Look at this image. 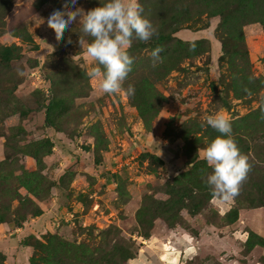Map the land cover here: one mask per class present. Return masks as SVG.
Masks as SVG:
<instances>
[{
	"label": "rangeland",
	"instance_id": "374dc122",
	"mask_svg": "<svg viewBox=\"0 0 264 264\" xmlns=\"http://www.w3.org/2000/svg\"><path fill=\"white\" fill-rule=\"evenodd\" d=\"M196 1L139 0L142 15L151 21L155 34L164 9L174 3L181 10L187 7L192 21L173 37L185 44L206 40L211 51L181 62L178 46L171 45L172 48H161V59L154 64L150 42L134 38L127 50L133 59L132 70L122 84L123 89L134 87L131 96L123 91L102 93L99 78L89 77V70L98 65L86 51L92 38L81 31L78 23L56 40L54 30L47 26V17L54 8L62 6L63 0H26L19 22L15 21L14 10L22 0H14L7 14L0 13V49L15 45L21 50L20 57L9 65L0 63V164L9 163L10 185L22 198L42 203L21 184H28L27 188L41 196L39 199L47 205L48 220L56 221L51 226L60 227V234H50L69 243L104 245L106 237L81 230L95 226L113 238H133L135 231L140 230L136 225L138 211L155 210L166 204L173 179L186 173L194 156V151L178 137L184 132L182 129L199 125L205 129L206 117L217 112L236 122L264 103V88L250 96L240 91L243 97H235L229 87L230 69L218 62L221 44L215 32L223 19L199 16ZM98 6L100 0H78L77 5L85 12ZM228 15L231 29L238 27L244 37L249 71L254 78L264 80V22L247 23L244 15H236L235 19ZM206 24L209 28L199 31ZM27 34L32 42L26 41ZM168 59L175 68L167 72ZM38 74L43 82L37 79ZM222 75L226 78L224 84ZM201 135L204 136L201 133L198 137ZM260 136L243 137L244 145L253 149L246 154L251 165L247 178L241 183L237 198H232L234 207L241 210L264 203V140ZM202 140L206 148L209 140ZM41 144L45 145L41 153L49 152L51 145V154L36 161L30 154ZM203 150L197 149L196 153L201 157ZM153 152L163 160V166L143 162L141 156ZM26 175H34L35 182L16 180ZM60 192L69 197L66 204L55 200L62 196ZM212 201L196 217L189 216L186 210L176 214L178 226L193 233L192 220L197 217L214 224L231 221V217L220 218ZM23 213L20 200H14L13 220L19 223L24 219ZM152 217L155 224H163L155 215ZM25 222H20L21 227ZM68 222L72 225L69 228ZM149 222L150 218L145 219L146 229ZM118 243H122L119 238Z\"/></svg>",
	"mask_w": 264,
	"mask_h": 264
},
{
	"label": "trees",
	"instance_id": "16d2710c",
	"mask_svg": "<svg viewBox=\"0 0 264 264\" xmlns=\"http://www.w3.org/2000/svg\"><path fill=\"white\" fill-rule=\"evenodd\" d=\"M13 1L14 0H0L1 15L7 14L11 10ZM163 3L168 5L165 1H163ZM195 3L198 6L199 16L205 14L209 18L221 17L223 19L222 23L217 27L215 32V37L221 44V55L218 62L221 67H223V65H227L230 69L231 74L228 76V79L232 78V83L229 87L234 91L235 97L237 99H241L243 97V93L250 96L263 89L264 80L254 78L249 71L250 60L244 43V37L241 34V31H238V27L236 30L231 29L230 15L228 14H232V18L234 16V19L236 18V15H244L243 19H245L247 23L251 20L260 23L264 22V0H197ZM163 7L168 6H161V8ZM186 8L187 7L181 10L180 7L174 3L170 6V8L164 9V18H160L161 23L157 28L159 31L149 40L150 43L148 45L149 47H153V49L167 47L172 48L171 45H177L178 51L181 52L179 58V61L181 60V62L189 57H200L204 54H209L211 51L210 44L206 40H199L191 44H185L173 37V34L183 30L184 25L189 24L192 21V18L190 19L188 16L190 12ZM248 15H250L251 18H246ZM167 21L170 22L168 23ZM201 27L202 28H200L199 31L209 28V25L206 24ZM26 41L32 42L31 36L28 34ZM142 48H144V46ZM35 49L37 50L38 48ZM20 52V48L15 45L2 47L0 49V63L5 66L9 65L13 60L20 57ZM167 61H169V59L165 62V69L168 72L175 67L170 65V62L168 63ZM221 79L224 84L226 78L222 75ZM224 89L226 90L227 88ZM240 91L244 92L240 94ZM259 128L261 129L260 131H258ZM182 130H184V132L178 137L185 141L186 148L189 149L190 147L191 151H194V156L187 164L186 173L180 174L173 179V182L169 186V190H167L166 193L169 198L166 204H160V206L158 205L155 210L152 208L143 211V208H141V210L138 211L136 225L142 233H140V230L135 232L139 238L149 239L151 237L156 222L152 215H155L157 219L162 220L168 228L175 229L178 226V223L175 221L176 214L186 210L189 216L196 217L201 214L213 198H215L212 189L206 184L207 176L211 174L212 168H210L206 161L196 153V150L205 149L202 143V137L203 139L207 138L210 142L220 134L207 125L205 129L199 125ZM201 133H203L204 136L201 135V137H198ZM258 134L259 136L262 135L260 136V139L264 140V103L258 110L251 112L236 122H232L233 138L244 155L248 154V152L253 148H251L248 144L244 145L245 141L243 137L257 136ZM194 137L195 139H192ZM197 142L198 144L194 148L193 145ZM44 147L45 145L42 144L36 146V152H31V157H34L36 161H39L40 156L45 157L50 155V148H52L51 145L49 147V152L41 153L42 148ZM141 157L143 162L148 160L150 165H164L163 160L156 155L145 153ZM5 164L6 162H2V165L0 164V180H2V197H0L2 198V201L0 202V225L15 223L18 227H21V221L25 222L27 217H39L43 212L38 204L33 203L30 198H22L18 194L17 190L10 185L11 175L7 171L9 163L7 165ZM26 179L32 180L30 181L32 183L36 180L34 175H26L16 180L24 183L23 181ZM41 181H44L42 177ZM38 183H40L39 180ZM21 185L25 187L31 195H35L39 202H43L39 199L41 196L38 192L31 191L27 188L28 184ZM53 187L54 186L49 187L47 190L49 191ZM234 198H237V196ZM16 199L20 200L24 209V213L22 215L24 219H22L19 223L13 220V216L11 214V203ZM250 208H264V203L259 206H250ZM240 210V207L233 206L230 212L224 216L225 219L231 217V221L227 223L236 222L238 220V213ZM148 218H150V222L146 229L145 219ZM81 230L96 231L97 236L106 237L104 245L102 244L97 246L95 244L91 245L87 243H69L63 238H58V235L56 236L48 233L43 235L41 238L32 234L28 235L20 241V246L32 249L33 254L29 258V264H125L126 262L135 259L138 255L139 246L133 238L129 240L120 236L113 238L95 226L81 228ZM118 238L122 243H118ZM112 242L114 243L111 244ZM255 246L264 247V239L252 232H249L244 252L246 254L250 253ZM39 253L41 256H39ZM0 264H5V256L1 253Z\"/></svg>",
	"mask_w": 264,
	"mask_h": 264
},
{
	"label": "clouds",
	"instance_id": "9594fccd",
	"mask_svg": "<svg viewBox=\"0 0 264 264\" xmlns=\"http://www.w3.org/2000/svg\"><path fill=\"white\" fill-rule=\"evenodd\" d=\"M77 5L78 0H63L61 7L49 13L48 28L54 30L59 41L66 29L78 23L81 31L92 38L86 51L98 65L89 70V77L99 78L102 93L118 94L123 91L128 96L134 95L133 86L122 87L133 64L127 50L134 38L147 42L156 32L151 21L142 15L139 0H100V6L86 12ZM161 51L160 48L152 50L154 64L161 59ZM206 125L220 134L201 153L202 159L212 168L206 184L214 196L227 201L238 195L251 165L233 138L232 122L226 114L217 112L207 116Z\"/></svg>",
	"mask_w": 264,
	"mask_h": 264
},
{
	"label": "crops",
	"instance_id": "0c3cea01",
	"mask_svg": "<svg viewBox=\"0 0 264 264\" xmlns=\"http://www.w3.org/2000/svg\"><path fill=\"white\" fill-rule=\"evenodd\" d=\"M25 1L18 2V9L14 10L16 22L21 21V7ZM61 194L55 200L66 204L69 197L64 192ZM233 203L232 199L212 201L220 218L230 212ZM39 206L42 215L26 221L23 227L0 225V253L5 256L6 264H29L32 249L20 246L24 237L31 234L41 237L48 232L60 234L59 224L51 226V222L55 224L56 221L47 218V205L42 202ZM197 219L192 220L193 233L181 227L168 228L164 223L155 224L149 239L139 238L135 233L133 239L139 246V251L137 257L128 264H264V247L255 246L250 253L244 252L249 232L264 239V208L240 210L238 220L234 223L214 224L208 223L204 218ZM71 226L69 224L68 228Z\"/></svg>",
	"mask_w": 264,
	"mask_h": 264
},
{
	"label": "built area",
	"instance_id": "2783aa9c",
	"mask_svg": "<svg viewBox=\"0 0 264 264\" xmlns=\"http://www.w3.org/2000/svg\"><path fill=\"white\" fill-rule=\"evenodd\" d=\"M41 78H42L41 75L38 74V75H37V79L41 80ZM41 82H43V81L41 80Z\"/></svg>",
	"mask_w": 264,
	"mask_h": 264
}]
</instances>
